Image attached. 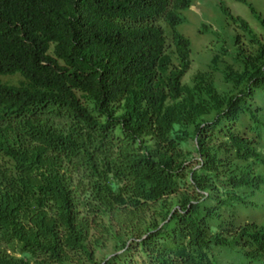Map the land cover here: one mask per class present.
I'll list each match as a JSON object with an SVG mask.
<instances>
[{
  "label": "trees",
  "instance_id": "1",
  "mask_svg": "<svg viewBox=\"0 0 264 264\" xmlns=\"http://www.w3.org/2000/svg\"><path fill=\"white\" fill-rule=\"evenodd\" d=\"M194 5L0 0V264L264 261V228L226 217L262 185L259 138L237 122H257L264 45L224 6L256 52L238 38L242 68L217 55L184 84Z\"/></svg>",
  "mask_w": 264,
  "mask_h": 264
},
{
  "label": "rangeland",
  "instance_id": "2",
  "mask_svg": "<svg viewBox=\"0 0 264 264\" xmlns=\"http://www.w3.org/2000/svg\"><path fill=\"white\" fill-rule=\"evenodd\" d=\"M247 4L238 0H195V5L183 10L185 20L177 28V31L191 41V68L184 77V84H191L195 75L199 72H210L217 55H223V59L234 66L236 70L240 65L235 62L237 53V40L244 44L247 53H255L257 46L252 43L253 38L242 27L225 15L224 6L231 10L235 17H240L261 39L264 45V28L260 20L253 14L255 9L264 19V0H247ZM242 68V67H241ZM216 85L222 93L230 89L222 72L215 73ZM8 80V79H7ZM10 80V79H9ZM253 108L259 111L255 113L257 122L251 121L249 113L242 114L237 122V129L249 138H259V151L262 155L258 161H251L250 165L256 176L261 178L262 185L259 190L247 191L254 206L246 207L235 203L227 209L226 217L236 213L239 224L258 223L264 228V92L257 90L254 96ZM247 115V116H246ZM245 123V125H244ZM250 126V130L245 127ZM199 157L192 161L197 165ZM191 164V165H192ZM218 253V254H217ZM216 253V264H246L244 257L238 255L235 250L227 249ZM259 264H264V261Z\"/></svg>",
  "mask_w": 264,
  "mask_h": 264
}]
</instances>
